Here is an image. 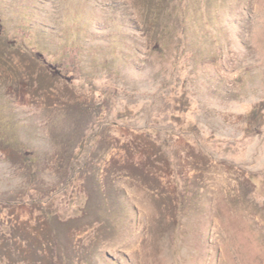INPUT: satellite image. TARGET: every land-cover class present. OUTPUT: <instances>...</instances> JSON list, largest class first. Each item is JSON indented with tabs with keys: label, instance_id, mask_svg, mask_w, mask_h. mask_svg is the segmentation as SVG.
I'll list each match as a JSON object with an SVG mask.
<instances>
[{
	"label": "rangeland",
	"instance_id": "obj_1",
	"mask_svg": "<svg viewBox=\"0 0 264 264\" xmlns=\"http://www.w3.org/2000/svg\"><path fill=\"white\" fill-rule=\"evenodd\" d=\"M0 264H264V0H0Z\"/></svg>",
	"mask_w": 264,
	"mask_h": 264
},
{
	"label": "trees",
	"instance_id": "obj_2",
	"mask_svg": "<svg viewBox=\"0 0 264 264\" xmlns=\"http://www.w3.org/2000/svg\"><path fill=\"white\" fill-rule=\"evenodd\" d=\"M101 91L107 103H112L114 101L116 89L112 88L111 86L105 85L103 86Z\"/></svg>",
	"mask_w": 264,
	"mask_h": 264
}]
</instances>
